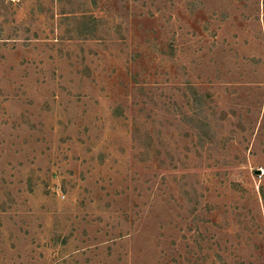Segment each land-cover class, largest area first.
Instances as JSON below:
<instances>
[{
    "label": "rangeland",
    "instance_id": "obj_1",
    "mask_svg": "<svg viewBox=\"0 0 264 264\" xmlns=\"http://www.w3.org/2000/svg\"><path fill=\"white\" fill-rule=\"evenodd\" d=\"M0 264H264V0H0Z\"/></svg>",
    "mask_w": 264,
    "mask_h": 264
}]
</instances>
